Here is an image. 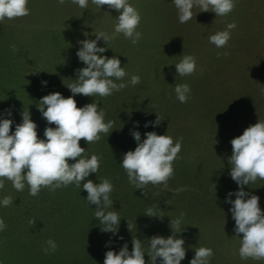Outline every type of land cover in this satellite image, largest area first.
Masks as SVG:
<instances>
[{
	"label": "rangeland",
	"instance_id": "rangeland-1",
	"mask_svg": "<svg viewBox=\"0 0 264 264\" xmlns=\"http://www.w3.org/2000/svg\"><path fill=\"white\" fill-rule=\"evenodd\" d=\"M129 3L140 15L137 26L140 39L132 44L117 34L108 41L109 48L104 53L106 57L116 55L120 60L126 72L123 78L126 87L107 97H74L77 107L96 102L105 113V122L111 120L113 127H120L111 130L107 137L100 134V140L94 143L87 145L83 139L79 141L85 148V158L93 154L102 157L97 173L87 179L94 183L108 179L113 185L110 193L113 208L107 211H117L122 216L118 234L123 241L111 237L112 250L127 242L130 251L132 238L155 234L166 237L171 231L169 221L183 213L182 224L186 225L177 235L185 241L184 264L193 257L194 248L201 246L212 249L210 264H264V260L240 258V238L230 236L231 214L229 205L223 202L224 192L235 188L228 175L229 141L257 119L264 120V0H234L233 9L225 16H215L211 11L197 12L199 9L193 8V19L186 23L178 22L172 0H129ZM26 7L28 15L0 22V111L11 108L15 122L10 126L11 133L15 124L21 122V113L28 110L30 119L37 125L38 138H43L45 127L54 125H47L37 110L39 98L53 91L64 97L71 94L65 85L74 82V69L83 67L75 55L77 42L92 39L97 32L111 35L118 13L104 5L101 10L97 9L91 3L82 10L68 0L63 5L57 0H28ZM232 22L236 26L230 30L224 47L217 48L209 42L210 35L225 30ZM184 55L195 58L196 71L181 77L177 76L174 64ZM131 75L140 78L135 86L128 83ZM41 80L48 82L46 87L41 86ZM183 83L189 85L190 96L181 103L173 89ZM156 116L162 119L159 125L153 127L149 123L145 128V122L155 121ZM133 128L141 133V139L147 131L165 133L174 142L180 139L181 149L172 163L174 173L167 181V188L149 184L143 189V195L128 183L119 162L125 151L136 146L130 135ZM105 160L111 161L110 168ZM109 169H113L112 173L107 172ZM3 183L0 199L9 196L13 203L6 206L5 212L0 207V219L7 224L10 218L13 228L3 235L6 242L3 241L2 249L12 243L19 245L24 256L29 253L35 256L33 251L42 253L41 238L45 237V242L56 241L64 233L66 244L80 242L81 249L65 262L60 248L59 258L54 257L53 264H103L108 250L105 241L111 234L100 231L93 217L95 205L89 206L86 217L92 219L89 229H94L95 235L89 233L84 220L83 225L75 226L70 219V226L80 229H74L76 233L88 229V237L82 233V239H78L74 231L65 233L66 206L74 197L62 192L64 186L55 190L42 187L38 196H31L27 184L15 193L10 181L5 179ZM15 194L20 195L21 201ZM253 194L259 197V206L264 211L259 191ZM78 196L86 200V191L78 189L76 199ZM157 206L164 214L161 219L143 214L149 207ZM30 220H33L32 226ZM127 223L132 225L131 231ZM37 230H40L38 237ZM228 235L230 239L225 240ZM35 237L39 248L31 243ZM223 241L222 250L227 259L221 258ZM144 246L147 247L146 242ZM144 259L147 264V254ZM22 260L15 257L12 264H25Z\"/></svg>",
	"mask_w": 264,
	"mask_h": 264
},
{
	"label": "clouds",
	"instance_id": "clouds-1",
	"mask_svg": "<svg viewBox=\"0 0 264 264\" xmlns=\"http://www.w3.org/2000/svg\"><path fill=\"white\" fill-rule=\"evenodd\" d=\"M27 2L28 0H0V22L6 18L28 15ZM65 2L66 0H57L60 5ZM68 2L82 10L87 9L89 3L100 10L102 5L107 6L108 9L117 11V22L111 35L97 32L94 33V38L77 42L79 47L75 55L83 67L74 69V82L64 84L71 93L69 96L64 97L60 92L53 91L39 98L37 110L47 125H54L45 127L43 138H38L37 125L30 119L28 110L27 113H21V122L15 124L11 133L10 126L15 123L11 118V108L0 113V189L4 187L5 179L10 181L17 191H22L27 184L28 194L31 196L37 195L42 187L55 190L72 184L86 191L88 206L95 205L93 217L97 219L100 231L111 234L105 241L108 250L104 253L103 264H146L144 254L148 256L147 264H181L186 254L185 241L177 234L182 231V226L186 225L182 224L183 213L169 221L171 231L166 237L155 234L147 238H132L130 251L127 242L122 243L118 250H112L114 241L111 237L123 241V237L118 234L122 216L117 211H107L113 208V200L110 198L113 185L108 179L96 183L87 179L90 174L97 173L102 157L93 154L85 158V148L79 144L81 139L87 145L94 143L100 140V134L107 137L115 128L113 121L105 122V113L96 102L77 107L74 97H107L126 87L123 82L126 72L120 60L116 55L106 57L104 53L109 48L106 46L108 41L115 39L117 34H122L132 44L137 43L141 36L137 31L139 12L129 0ZM172 3L177 10L179 23L193 19V8H198L197 12L211 11L215 16H225L234 7V0H172ZM235 26L234 22L228 23L225 30L210 35L209 42L217 48L224 47L230 38V30ZM101 41L102 44L99 43ZM174 67L177 76L191 75L196 71L195 58L192 55H184ZM139 82L137 75H131L128 80L133 86ZM47 83L46 80L40 81L42 87H46ZM173 91L181 103L186 102L190 96L187 83L177 84ZM161 120L156 116L155 121H146L144 127L147 128L149 123L153 127L158 126ZM130 135L136 146L125 151L119 162L126 173L128 183L133 186V190L139 189L143 195V189L149 184L167 188V181L174 173L172 163L178 158L181 149L180 139L174 142L171 136L165 133L157 134L155 131L145 132L144 138L141 139V133L136 128L130 131ZM229 143L231 155L228 157V175L237 188L226 192L223 202L229 205L228 212L234 221V235L242 234L239 235L238 254L242 260H264V211L259 206V197L246 191L244 187L249 188V184L264 180V120L257 119L254 124L244 128L240 135L231 138ZM12 203V197L5 196L0 199V207ZM143 214L158 220L164 216L159 206L149 207ZM29 225H33V220L29 221ZM5 227L3 219H0V231ZM127 228L131 231L132 225L127 223ZM46 243L48 247L44 249L45 252L55 251L56 243L53 240ZM212 255L211 248H194V255L188 264H210Z\"/></svg>",
	"mask_w": 264,
	"mask_h": 264
},
{
	"label": "trees",
	"instance_id": "trees-1",
	"mask_svg": "<svg viewBox=\"0 0 264 264\" xmlns=\"http://www.w3.org/2000/svg\"><path fill=\"white\" fill-rule=\"evenodd\" d=\"M3 106H4V104H3ZM0 113H1V111H0ZM105 161L107 162L108 167L110 168L111 161H110V163L107 160H105ZM112 170L113 169H109L107 172L108 173H112ZM260 184H262V185H260ZM234 185H235V188L233 190H235L237 188V185L236 184H234ZM68 186H69V189H66L67 188V186H66L64 188V190L62 189L63 190L62 192H65L66 194H73L74 199H73L72 203H68V205L66 206V208L68 209V213H67L68 215L67 214H66L67 216L65 215L66 216V219H65L66 220V223H65L66 232L65 233H70L68 230L75 232L74 229H76V228L70 226L71 220L74 223H76L75 226H78L79 223L81 225H83L82 222L84 220L86 222V228H88V229L91 228V225H92L91 220L92 219H89L90 222H88L89 220L86 218V217H88V208H89L90 205L88 206V203L85 202L86 200H84L83 198H81L83 196H78L77 199H76L75 194L78 193V189L79 188H77L74 185H68ZM244 187H245V190L246 191H250L251 193H253V191H257L258 190L259 191V196L262 197V200L264 202V180H257L256 183L249 184V188L247 186H244ZM62 188H63V186H62ZM26 192H27V190H24V193H26ZM72 192H74V193H72ZM226 192H228V191H226ZM226 192H224V194ZM15 193H16V190H15ZM15 195H17V194H15ZM37 196H38V194H37ZM17 198H18L19 201H21L20 195H17ZM37 200H40L39 197L37 198ZM79 200L80 201H84V202H80ZM4 208L5 209L3 211L5 212L6 207H4ZM1 216H2V214H1ZM11 222H12V220H10V218H8L7 224L5 223L6 227L4 228V230L0 231V238L3 237L2 240L0 239V244H1L0 245V264H12V262L15 259V257H22V259H23L22 262H25V264H29V261H30L31 264H42L45 261L48 262L47 264H53L52 262H53V260H55L54 257L59 258L58 257L59 254H58V251L57 250H59L60 248H62V250H61V256L64 258L65 262H68L71 259L72 256H76L77 254H79V251L77 249H81L80 242L79 243L78 242H72L71 245L66 244V241L67 240L64 239V237H65L63 235L64 233H60V236L59 235L57 236L56 241L54 240V242L56 243V249H55V251H48V252H45L44 251V249H46L48 247L47 243L45 242V237L41 238L42 253L41 254H37V253H39L38 251L37 252L36 251H33V253L35 254V256H33V254H31V253H29L28 255L24 256V254L22 253V249H20L18 247L19 245H14L12 243H9L6 248L2 249L3 241H5L3 235H6V233H8L13 228V225H11L12 224ZM228 222L229 223L231 222L230 225L232 227L234 226V221L231 218V215L229 216ZM46 224L48 225V223H46ZM88 229H86V231L82 232V233H85L86 234V235L84 234L86 237H88ZM76 230H80V229H76ZM39 231L40 230H37V234H36L37 237L39 236ZM89 231H90L89 233H92L93 235H95L94 229L93 230L89 229ZM82 233H76V235L78 236V239H82L81 238ZM42 234H40V235H42ZM239 235H242V234H239ZM239 235H236V238L237 239L240 238ZM230 236H233L234 237L233 229H232V235H230ZM233 237H231V238H233ZM8 239H10V238L8 237ZM227 239H230L229 235H228V237H225V240H227ZM31 241H32L31 243L33 244V246L35 245L36 248H39L40 247V244H39V242H38V240H37L36 237L33 238ZM224 241L221 244L220 253H221V258L227 259L226 255L224 254V252L222 250V245H223ZM36 244H38V245H36ZM82 244L84 245L83 242H82ZM83 247L85 248V246H83ZM181 264H184L183 260L181 261Z\"/></svg>",
	"mask_w": 264,
	"mask_h": 264
}]
</instances>
